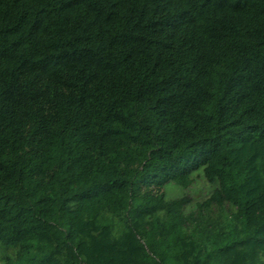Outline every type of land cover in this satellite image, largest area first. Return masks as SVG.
<instances>
[{
	"label": "trees",
	"instance_id": "obj_1",
	"mask_svg": "<svg viewBox=\"0 0 264 264\" xmlns=\"http://www.w3.org/2000/svg\"><path fill=\"white\" fill-rule=\"evenodd\" d=\"M0 247L264 264V0H0Z\"/></svg>",
	"mask_w": 264,
	"mask_h": 264
},
{
	"label": "rangeland",
	"instance_id": "obj_2",
	"mask_svg": "<svg viewBox=\"0 0 264 264\" xmlns=\"http://www.w3.org/2000/svg\"><path fill=\"white\" fill-rule=\"evenodd\" d=\"M166 188L167 197L169 198L188 197L190 199L188 206L196 205L197 202H202L209 198L214 190L213 186L202 175H198L195 182L189 188L184 189L175 184H169ZM7 252L12 253L13 250L11 248L0 247V264H4Z\"/></svg>",
	"mask_w": 264,
	"mask_h": 264
}]
</instances>
